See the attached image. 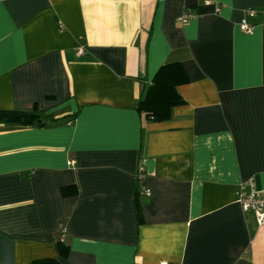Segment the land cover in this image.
<instances>
[{
	"label": "crops",
	"instance_id": "obj_1",
	"mask_svg": "<svg viewBox=\"0 0 264 264\" xmlns=\"http://www.w3.org/2000/svg\"><path fill=\"white\" fill-rule=\"evenodd\" d=\"M171 61L183 101L146 118ZM32 107L60 120L0 125V264H264L235 197L264 189V0H0V109Z\"/></svg>",
	"mask_w": 264,
	"mask_h": 264
},
{
	"label": "trees",
	"instance_id": "obj_2",
	"mask_svg": "<svg viewBox=\"0 0 264 264\" xmlns=\"http://www.w3.org/2000/svg\"><path fill=\"white\" fill-rule=\"evenodd\" d=\"M257 16H259L258 9L256 15L250 20L255 22ZM185 78L180 62L171 61L162 64L156 71L151 83L139 97L138 109L145 114L146 118L154 120L167 119L170 116L172 107L183 101L176 86ZM59 120L60 118H54L36 107L31 109H0V125L45 126ZM67 190L68 186L62 187L64 195L68 194ZM56 245L59 254L65 255L67 253L68 245L62 239L58 238ZM32 264L60 263L56 258L44 257L34 259Z\"/></svg>",
	"mask_w": 264,
	"mask_h": 264
},
{
	"label": "built area",
	"instance_id": "obj_3",
	"mask_svg": "<svg viewBox=\"0 0 264 264\" xmlns=\"http://www.w3.org/2000/svg\"><path fill=\"white\" fill-rule=\"evenodd\" d=\"M257 13V9L249 8L246 11V14L239 22V27L243 32H251L255 26V23L250 20V18L254 17ZM192 14L189 12H184L181 17H179L180 21L184 22L188 19L192 18ZM83 50L80 47L77 49V53H82ZM70 165L74 164V161L69 162ZM143 171L142 169L138 172V179L142 180ZM145 194L148 193V190L145 189ZM236 201L240 204L242 210L244 211H252L255 213L257 221L259 223H264V189H259L253 177L242 181L235 192Z\"/></svg>",
	"mask_w": 264,
	"mask_h": 264
}]
</instances>
